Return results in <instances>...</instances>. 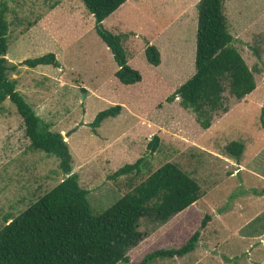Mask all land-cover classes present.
Wrapping results in <instances>:
<instances>
[{"label": "rangeland", "instance_id": "374dc122", "mask_svg": "<svg viewBox=\"0 0 264 264\" xmlns=\"http://www.w3.org/2000/svg\"><path fill=\"white\" fill-rule=\"evenodd\" d=\"M198 2L128 0L103 21L104 29L120 36L128 66L142 77L125 86L115 77L118 67L80 0H0L9 25L7 62L20 65L49 53L58 61V68L18 66L9 79L41 126L60 133L67 143L72 173L89 192L94 216L166 163L179 166L200 186V198L189 210L165 223L140 221L142 239L127 252L133 264L152 252L179 248L198 230L191 253L146 264L264 263V0H223L231 45L253 72L256 88L242 100L232 98L226 88L228 111L215 114L208 130L198 126L179 98L166 102L195 72ZM182 6L184 18H172ZM171 19H176L172 28L155 33L151 21L165 26ZM147 43L159 51V67L147 62ZM117 105L120 114L93 132L89 125L96 114ZM153 136L159 145L150 154L147 146ZM231 142L245 147L239 161L224 154ZM140 158L145 162L139 173L112 178ZM63 178L55 157L31 150L14 105L3 102L0 230ZM204 217L209 220L201 230ZM234 254L238 257L226 258Z\"/></svg>", "mask_w": 264, "mask_h": 264}, {"label": "trees", "instance_id": "16d2710c", "mask_svg": "<svg viewBox=\"0 0 264 264\" xmlns=\"http://www.w3.org/2000/svg\"><path fill=\"white\" fill-rule=\"evenodd\" d=\"M80 1L94 18L95 32L118 67L117 80L125 86L139 83L142 77L128 66L120 36L110 33L102 24L126 0ZM196 8L195 72L166 102L179 98L180 106L194 115L198 126L208 130L215 114L228 111L224 98L226 88L232 98L242 100L255 90L256 83L253 72L231 45L223 0H199ZM6 12V6L0 3V106L6 100L14 105L31 150L55 157L64 178L0 230V264H133L127 252L142 239L138 231L140 221L144 218L155 223L169 221L199 200L200 186L179 166L166 163L103 213L94 216L88 202L89 192L79 185L78 176L72 173L67 143L60 133L41 126V119L16 90L15 81L9 79V74L18 66L58 68V61L49 53L26 59L20 65L9 64L5 58L9 31ZM144 54L150 65L159 66L160 54L156 47L147 43ZM120 112L118 105L100 111L89 126L95 132L105 120L115 118ZM260 126L264 129L263 112ZM158 145L159 138L153 136L147 150L153 154ZM244 148L240 142H231L225 146L224 154L239 161ZM144 162L145 159L140 158L126 164L116 170L112 178L137 174ZM207 220L208 217L202 220L201 230ZM200 232L196 231L179 248L152 252L138 264L186 256L196 248Z\"/></svg>", "mask_w": 264, "mask_h": 264}, {"label": "crops", "instance_id": "0c3cea01", "mask_svg": "<svg viewBox=\"0 0 264 264\" xmlns=\"http://www.w3.org/2000/svg\"><path fill=\"white\" fill-rule=\"evenodd\" d=\"M127 1H128V0H126V2H125L123 5H125V4L127 3ZM123 5H122V6H123ZM170 5H171V4H170ZM122 6H121V7H122ZM184 9H185L184 6H182V7H181V10H182V11H181L180 13H178L177 15H175L174 17H172V18H179V16H180L181 14H182V16H180V18H184V16H183ZM116 11H117V10H116ZM116 11H115V12H116ZM115 12L112 13V14L115 15V14L117 13V12H116V13H115ZM139 13H140V12H139ZM112 14H111L110 16H112ZM110 16H109V17H110ZM106 19H107V18H106ZM106 19H105V20H106ZM105 20H104V21H105ZM175 20H176V19H175ZM175 20H174V19H173V20H172V19L169 20L170 22H169L168 24H166L165 26L156 25L153 21H151V24H152L153 27L156 29V32H155L156 34H158V33H159V34H162V33L164 32V30H166L167 28H170V27L172 28L173 23H174ZM177 20H178V19H177ZM182 20H183V19H182ZM182 20H181V21H182ZM120 21H121V19H120ZM120 21H119V23H121ZM178 21H179V20H178ZM135 34H136V33H135ZM148 44H149V43H148ZM144 49H145V48H144ZM159 54H160V53H159ZM161 63H162V61H161V58H160V64H159V66L161 65ZM159 66H157V67H159ZM72 172H73V170H72ZM194 205H195V204H194ZM192 206H193V205H192ZM192 206H190L189 208H187L185 211L189 210ZM185 211H183V212H185ZM183 212H181V213H183ZM181 213H180V214H181ZM235 234H236V233H235ZM238 236H239V235H237V237H238ZM245 255H246V251H245ZM234 257H238V254H234V255H232V256H228V257H226V258H227L228 260L231 261V259H233ZM247 260H248V259H247ZM256 263H257V264H264L263 262H256ZM224 264H230V263H228V262L226 261V262H224Z\"/></svg>", "mask_w": 264, "mask_h": 264}]
</instances>
